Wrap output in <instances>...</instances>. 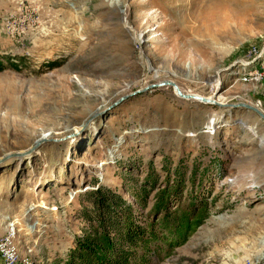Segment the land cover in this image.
<instances>
[{
  "label": "rangeland",
  "instance_id": "1",
  "mask_svg": "<svg viewBox=\"0 0 264 264\" xmlns=\"http://www.w3.org/2000/svg\"><path fill=\"white\" fill-rule=\"evenodd\" d=\"M0 59V264L63 263L98 185L143 225L182 177L209 217L148 264H264V120L151 87L264 107V0H0Z\"/></svg>",
  "mask_w": 264,
  "mask_h": 264
},
{
  "label": "trees",
  "instance_id": "2",
  "mask_svg": "<svg viewBox=\"0 0 264 264\" xmlns=\"http://www.w3.org/2000/svg\"><path fill=\"white\" fill-rule=\"evenodd\" d=\"M6 68L18 69L19 65L0 59V71ZM149 180L141 191L145 194L136 193L143 203L151 189H146ZM183 180L173 191H160L154 205L155 217L143 225L137 207L120 193L102 185L87 191L90 204L81 211L85 227L68 258L55 264H148L153 254L161 256L164 248L171 251L182 246L210 214L208 198L199 197L192 198L185 209L172 211L171 202L180 200Z\"/></svg>",
  "mask_w": 264,
  "mask_h": 264
},
{
  "label": "water",
  "instance_id": "3",
  "mask_svg": "<svg viewBox=\"0 0 264 264\" xmlns=\"http://www.w3.org/2000/svg\"><path fill=\"white\" fill-rule=\"evenodd\" d=\"M164 85L172 86L174 88V90L176 91V93L182 98H194V99H198V100H201L204 102H213V103L222 104V105H229L231 107H244L248 110L255 111L264 120V111L258 105L247 103V102H238V103H230V104L226 103L225 104V103L217 102L215 99H211V98L204 97L201 95L184 93L183 90L181 89V87L174 80L168 79V80L159 82L157 84H152L151 87H153V86H155V87L156 86H164ZM121 99H123V98H121ZM42 140L43 139L39 140L38 144H40L42 142Z\"/></svg>",
  "mask_w": 264,
  "mask_h": 264
},
{
  "label": "bare ground",
  "instance_id": "4",
  "mask_svg": "<svg viewBox=\"0 0 264 264\" xmlns=\"http://www.w3.org/2000/svg\"><path fill=\"white\" fill-rule=\"evenodd\" d=\"M176 92V91H175ZM184 92V91H183ZM185 93V92H184ZM177 94V93H176ZM178 95V94H177ZM179 96V95H178ZM180 97V96H179ZM182 98V97H181ZM184 99H194V98H184ZM198 100V99H197ZM201 101V100H200ZM10 244H8L7 246H9ZM3 252V251H2ZM8 252H10V250L8 251ZM8 263H10V262H8Z\"/></svg>",
  "mask_w": 264,
  "mask_h": 264
},
{
  "label": "built area",
  "instance_id": "5",
  "mask_svg": "<svg viewBox=\"0 0 264 264\" xmlns=\"http://www.w3.org/2000/svg\"><path fill=\"white\" fill-rule=\"evenodd\" d=\"M11 259H12V258L8 259V262H11Z\"/></svg>",
  "mask_w": 264,
  "mask_h": 264
},
{
  "label": "crops",
  "instance_id": "6",
  "mask_svg": "<svg viewBox=\"0 0 264 264\" xmlns=\"http://www.w3.org/2000/svg\"><path fill=\"white\" fill-rule=\"evenodd\" d=\"M260 107V106H259ZM261 109H263V111H264V107L262 106V107H260Z\"/></svg>",
  "mask_w": 264,
  "mask_h": 264
}]
</instances>
